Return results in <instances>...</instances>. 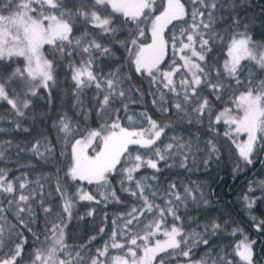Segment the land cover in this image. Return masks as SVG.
Wrapping results in <instances>:
<instances>
[{
	"label": "snow or ice",
	"instance_id": "6c2138e0",
	"mask_svg": "<svg viewBox=\"0 0 264 264\" xmlns=\"http://www.w3.org/2000/svg\"><path fill=\"white\" fill-rule=\"evenodd\" d=\"M241 6L75 0L69 10L65 0H0V102L13 116L0 134L31 137L0 140V264H254L256 241L213 215L219 201L212 185L171 179L178 170L210 175L226 155L235 157V179L241 164L253 165L264 152V6L259 40L257 18L242 16ZM217 23L227 27L218 31ZM217 50H226L222 66ZM65 60L80 114L87 121L94 113L100 123L82 128L66 113L42 116L41 123L51 120L52 139L25 125L35 124L32 98L56 84ZM133 79L146 80L148 92L134 88ZM89 91L86 106L81 97ZM145 95L154 113L130 114L129 105ZM12 148L18 175L8 167ZM93 186L95 192L86 190ZM241 198L248 210L264 209V180L249 181ZM79 202H90L82 205L89 209L84 216L101 203L124 209L113 214L109 233L99 228L101 239L108 237L102 246L97 235L67 243ZM250 219L264 236V219ZM237 234L234 246L221 244Z\"/></svg>",
	"mask_w": 264,
	"mask_h": 264
},
{
	"label": "trees",
	"instance_id": "16d2710c",
	"mask_svg": "<svg viewBox=\"0 0 264 264\" xmlns=\"http://www.w3.org/2000/svg\"><path fill=\"white\" fill-rule=\"evenodd\" d=\"M182 2L187 3V0H182ZM231 0H226V3H230ZM238 4L242 6L238 9L241 15L247 16H255L257 19L255 21L256 33L255 38L260 39L258 35L259 28V16L261 13V6H264V0H236ZM75 0H65V6L67 9L72 10L73 4ZM190 8V5H188ZM227 15V13H224ZM217 30H221L222 28H226V24L217 23ZM78 31L74 30V35H79ZM126 36V30H124V34L120 35V39H124ZM118 46V45H117ZM47 47V46H46ZM120 52L123 53V49H120ZM124 56H127V53H123ZM119 56V53L117 54ZM226 56V50L221 52L217 50L215 52V57L219 58L220 65H223L224 58ZM79 59V58H77ZM68 61H63L62 66H58L57 68V82L52 86L50 90H41L39 97L32 98L31 111L29 112V116L35 117V124H32L29 121L25 126H30L36 129L38 132H45L49 134L52 139L55 138V130L51 129V120H48L46 124L41 123L42 116H51L53 119L56 118L58 113L67 114L69 118L72 119L73 123L76 124L79 122L80 126L83 128L85 124L89 127H98L100 121L96 118L94 113L89 115L87 121L84 120V117L80 114V107L77 105L76 99L73 95L72 89V80L71 73L67 68ZM22 66V65H21ZM104 71H109V67L107 65H102ZM264 78V77H261ZM132 86L134 88H141L145 93L148 92V82L145 80L141 83L139 80L133 79ZM48 91L51 92V97L49 98ZM91 91L86 92L81 99L84 101L85 105H88L89 98L91 97ZM138 95V94H137ZM152 97L145 95L143 102L132 103L129 105V113L130 114H138L142 111H147L150 115L154 113V109L151 104ZM123 124H127V118L123 112H121ZM155 118V117H154ZM13 119L12 114L9 112L8 107L0 102V127L8 128L10 127L9 121ZM50 130V131H49ZM193 131H196L193 128ZM224 129H220V135L223 136ZM243 138V137H242ZM11 139L14 143H21L26 139H31V137H26L24 134H0V140H8ZM34 142V141H33ZM59 148V146H57ZM6 155L11 156V160L8 162V167L13 169V174L18 175L19 173L15 171V148L9 149ZM26 157L24 161L26 162ZM235 161V157L233 156L231 159L226 155L224 160L220 164L218 168H214L211 171V174H205L203 169L200 171H193L191 173H186L183 170H174L177 171L176 175L171 176V179L177 181H183L184 183H188L189 181L202 183V184H211L212 191L215 195L212 196L213 201H219L218 204H214V207L218 208V212L213 213V215L223 216L233 224V226H238L243 230L244 234L250 239L255 240L256 244L254 245V264H264V251H262V241H264V236L259 235L255 228L252 227V221L250 217L255 215L258 219H264V216L261 215L264 212V209L259 207H254L252 210H248L242 201V193H244L248 188L249 181H260L264 180V152L260 153V155L255 159L254 164L244 167L241 164V170L237 174L236 178H233L232 168ZM5 166L4 161H0V167ZM62 167V165H60ZM49 170L55 171V169H44L45 172ZM39 170L32 174V178L39 175ZM62 175V173H61ZM221 177L223 178L221 180ZM118 187V185H117ZM253 187L256 189L255 195H260V190L253 184ZM95 192L94 186L90 189ZM69 191H74V189H69ZM121 195L122 199L124 194L118 193ZM97 199H100L99 195H97ZM126 205H131L132 201L125 200ZM90 202H79L76 204V207L73 209L74 219L72 223L69 224L66 229V238L67 243L70 246L79 245L85 243L87 239L91 235H97V241L95 242L96 246H102L104 240L107 239V236H104V239H101L100 235H98L99 228H105V233H109L111 228V219L113 218L114 213H118L124 209L119 205H113L111 202L108 203L107 207L104 206L103 203L100 205H93L96 208L93 216H84V213L88 211V208L83 207L84 204H89ZM105 213H107L108 219L105 220ZM8 215V221L10 223H16V220L12 214ZM84 216L83 220H80L79 217ZM26 235L30 234L25 233ZM242 237L237 234V237H229L228 239L221 242V244L231 243L233 246L235 243ZM43 239V237H41ZM202 249L198 250L197 258L202 253ZM238 259V258H237Z\"/></svg>",
	"mask_w": 264,
	"mask_h": 264
}]
</instances>
